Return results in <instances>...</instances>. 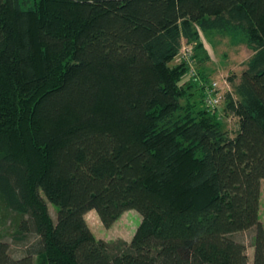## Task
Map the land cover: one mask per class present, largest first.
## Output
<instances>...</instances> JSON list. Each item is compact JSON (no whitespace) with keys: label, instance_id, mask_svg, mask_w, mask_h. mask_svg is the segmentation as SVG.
<instances>
[{"label":"trees","instance_id":"obj_1","mask_svg":"<svg viewBox=\"0 0 264 264\" xmlns=\"http://www.w3.org/2000/svg\"><path fill=\"white\" fill-rule=\"evenodd\" d=\"M215 34L252 50L233 134L197 63ZM184 41L196 77L171 63ZM263 178L264 0H0V264H249L250 229L264 264ZM132 208L130 240L86 219ZM32 233L14 256L5 235Z\"/></svg>","mask_w":264,"mask_h":264},{"label":"rangeland","instance_id":"obj_2","mask_svg":"<svg viewBox=\"0 0 264 264\" xmlns=\"http://www.w3.org/2000/svg\"><path fill=\"white\" fill-rule=\"evenodd\" d=\"M202 40L205 43L204 48L197 51L198 58H202V62H197L198 66L203 68L204 71L209 75L210 79H219L223 85V89H232V83L230 77L237 78L240 75L242 69L244 68V61L251 55L252 50L242 41L233 40L228 35L215 34L212 36L202 35ZM179 62V57L176 56L171 63ZM197 69V64L194 62ZM188 77H184L186 80ZM194 98L196 101L200 100V94H195ZM225 98L218 105L217 109L220 115V119L223 121V126L228 129L230 134H233L238 126L237 116L228 113L225 110ZM216 109V108H215ZM49 210L52 214L54 220L57 219V206L51 202H48ZM95 210V209H94ZM96 211V210H95ZM97 214L94 216L88 213V222L93 227L96 235L103 236L108 240L117 239H127L132 238V232H135L134 228L137 227L141 221V213L135 209H128L124 212L120 221H127L130 223L129 226L126 225V221L121 225L117 222L111 226H105L96 211ZM100 225L96 224V219ZM260 220L264 221V180L262 186V196H261V210H260ZM134 230V231H133ZM254 229L247 230L245 232H240L235 235L236 238L244 241L249 246H252ZM132 235V236H131ZM5 240L9 242L10 251L14 256H21L25 253L27 246L35 240V235L32 233L28 239L24 241H16L11 234H7L4 237ZM254 248L250 250L249 264H253Z\"/></svg>","mask_w":264,"mask_h":264},{"label":"built area","instance_id":"obj_3","mask_svg":"<svg viewBox=\"0 0 264 264\" xmlns=\"http://www.w3.org/2000/svg\"><path fill=\"white\" fill-rule=\"evenodd\" d=\"M194 45L193 43L183 42L182 47L178 53L179 62L185 61L189 64V73L196 77V67L193 58ZM228 90L223 89V85L219 79H210L205 83V104L211 108H216L225 98V94Z\"/></svg>","mask_w":264,"mask_h":264},{"label":"crops","instance_id":"obj_4","mask_svg":"<svg viewBox=\"0 0 264 264\" xmlns=\"http://www.w3.org/2000/svg\"><path fill=\"white\" fill-rule=\"evenodd\" d=\"M263 180H264V178L262 179V182H261V196H262V186H263ZM260 210H261V198H260ZM88 213H91L93 216L95 215V214H97L96 213V211L94 210V209H91V210H89L87 213H86V219H88ZM123 214H124V212H123ZM122 214V215H123ZM122 215L114 222V226H115V224L117 223V222H120L121 223V225L124 223V221H126V220H124V221H120V218L122 217ZM96 219V218H95ZM87 222H88V220H87ZM96 224H98V225H100V221L98 222L97 221V219H96ZM130 222V221H129ZM128 222V224H127V221H126V225L127 226H129L130 225V223ZM264 222V221H263ZM88 224H89V222H88ZM89 226L91 227V225L89 224ZM138 226V225H137ZM137 228V227H136ZM136 228H134V230L136 229ZM91 229L93 230V232L95 233V231H94V229H93V227H91ZM133 230V231H134ZM134 233L135 232H132V235H134ZM96 234V233H95ZM131 235V236H132ZM98 236V235H97ZM98 237H102V238H104L103 236H98ZM127 240V239H126ZM252 248H254L253 246H249L248 245V249H247V251H248V254H249V257H250V250L252 249Z\"/></svg>","mask_w":264,"mask_h":264}]
</instances>
